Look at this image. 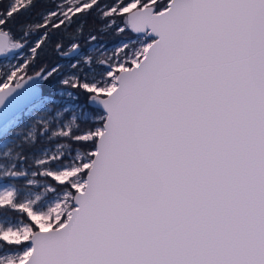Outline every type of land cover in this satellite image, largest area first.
<instances>
[{"label":"snow or ice","instance_id":"snow-or-ice-1","mask_svg":"<svg viewBox=\"0 0 264 264\" xmlns=\"http://www.w3.org/2000/svg\"><path fill=\"white\" fill-rule=\"evenodd\" d=\"M0 57V264H264V0H7Z\"/></svg>","mask_w":264,"mask_h":264},{"label":"trees","instance_id":"trees-1","mask_svg":"<svg viewBox=\"0 0 264 264\" xmlns=\"http://www.w3.org/2000/svg\"><path fill=\"white\" fill-rule=\"evenodd\" d=\"M7 0H0V6H3L4 3H6ZM52 6L49 3L44 4V3H40L37 4L36 8L32 10L31 15L25 13L19 17H17V23L23 22L26 19H30L32 17H34L35 12H37L39 9L44 8V7H49ZM86 24H85V34H87L90 30L95 32L96 28L99 26V21L94 20V18L92 16H88L86 18ZM9 27H12L11 24L8 25ZM17 35H19V33H17ZM55 37H53V41L52 43H55ZM119 38L116 37L113 33H109L107 35H104L103 40L104 42H106L108 44V46H112L113 43L115 41H117ZM83 43V41H81ZM24 52L26 53V55L28 54L27 49L24 50ZM1 60V58H0ZM56 60V56L55 53L52 52L51 50V46H47L46 50L41 53V56L38 58L35 68H29L28 69V75H31L33 73V71L37 70L42 64L47 63L49 65H51L54 61Z\"/></svg>","mask_w":264,"mask_h":264},{"label":"rangeland","instance_id":"rangeland-1","mask_svg":"<svg viewBox=\"0 0 264 264\" xmlns=\"http://www.w3.org/2000/svg\"><path fill=\"white\" fill-rule=\"evenodd\" d=\"M109 47H111V46H109ZM16 53H17L16 59L12 60V63H13V64L21 63L22 60H23V57L26 56V53H25V52L20 53L19 50H16ZM0 61H2V63H3L4 65H7V63H8L6 60H3V59H1ZM20 75H23V73H18V77H19ZM2 76H3V70H0V77H2ZM15 79H16V78H14V80L11 82V84H12V83H15Z\"/></svg>","mask_w":264,"mask_h":264},{"label":"water","instance_id":"water-1","mask_svg":"<svg viewBox=\"0 0 264 264\" xmlns=\"http://www.w3.org/2000/svg\"><path fill=\"white\" fill-rule=\"evenodd\" d=\"M16 51V50H15ZM0 58H2V57H0ZM27 77L25 76V79H26ZM10 86L11 87H14L15 86V83H12V84H10Z\"/></svg>","mask_w":264,"mask_h":264},{"label":"flooded vegetation","instance_id":"flooded-vegetation-1","mask_svg":"<svg viewBox=\"0 0 264 264\" xmlns=\"http://www.w3.org/2000/svg\"><path fill=\"white\" fill-rule=\"evenodd\" d=\"M50 5H51V3H49ZM49 7H51V6H49ZM91 16V15H90ZM2 59V58H1Z\"/></svg>","mask_w":264,"mask_h":264}]
</instances>
